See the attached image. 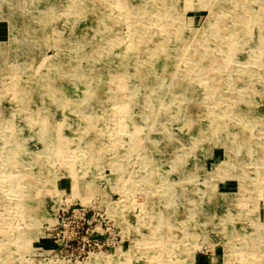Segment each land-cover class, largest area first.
<instances>
[{"label": "rangeland", "instance_id": "obj_1", "mask_svg": "<svg viewBox=\"0 0 264 264\" xmlns=\"http://www.w3.org/2000/svg\"><path fill=\"white\" fill-rule=\"evenodd\" d=\"M74 202L102 264H264V0H0V264H95Z\"/></svg>", "mask_w": 264, "mask_h": 264}, {"label": "built area", "instance_id": "obj_2", "mask_svg": "<svg viewBox=\"0 0 264 264\" xmlns=\"http://www.w3.org/2000/svg\"><path fill=\"white\" fill-rule=\"evenodd\" d=\"M110 220L100 208L74 202L59 207L51 224L41 227L42 238L48 239L52 252L78 262L90 253L115 248L117 235Z\"/></svg>", "mask_w": 264, "mask_h": 264}, {"label": "bare ground", "instance_id": "obj_3", "mask_svg": "<svg viewBox=\"0 0 264 264\" xmlns=\"http://www.w3.org/2000/svg\"><path fill=\"white\" fill-rule=\"evenodd\" d=\"M70 17H71V14H70ZM70 19V18H69ZM65 21V20H64ZM248 31H249V29L248 28H246V29H244L243 30V33H244V35L245 34H249L248 33ZM243 35V36H244ZM238 36V35H237ZM243 38V37H242ZM230 43V42H229ZM170 44V42H168V43H165V44H162V45H160V46H158V52L157 53H159L160 51L159 50H164V49H166V47L168 46ZM234 47V46H233ZM231 49H233V48H231ZM230 49V50H231ZM229 50V51H230ZM233 52H234V49H233ZM229 54H230V52H229ZM80 68V67H79ZM92 70V69H91ZM89 71H90V69H89ZM93 72V71H92ZM85 72H83V73H81V75H83ZM87 80L85 83H90V82H92V80L94 79V78H92V77H90V76H87V75H85L84 76V80ZM51 91H53V90H51ZM248 130V129H247ZM120 131V130H119ZM140 140V139H139ZM87 145V144H86ZM259 191V190H258ZM258 202H259V200H258ZM256 204H258V203H256ZM258 205H261V204H258ZM243 208V207H242ZM172 212V211H171ZM103 258V257H102ZM101 258V255L100 254H90V260H91V262L92 263H95V264H102V262H103V259ZM108 260H111V258H113L112 256H110V255H108ZM112 263V262H111Z\"/></svg>", "mask_w": 264, "mask_h": 264}]
</instances>
